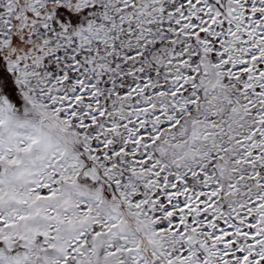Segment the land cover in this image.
I'll return each mask as SVG.
<instances>
[{
	"label": "snow or ice",
	"instance_id": "1",
	"mask_svg": "<svg viewBox=\"0 0 264 264\" xmlns=\"http://www.w3.org/2000/svg\"><path fill=\"white\" fill-rule=\"evenodd\" d=\"M0 264H264V0H0Z\"/></svg>",
	"mask_w": 264,
	"mask_h": 264
}]
</instances>
